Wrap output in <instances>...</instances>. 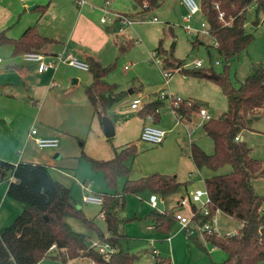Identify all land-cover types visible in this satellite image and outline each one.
Instances as JSON below:
<instances>
[{
  "label": "trees",
  "instance_id": "1",
  "mask_svg": "<svg viewBox=\"0 0 264 264\" xmlns=\"http://www.w3.org/2000/svg\"><path fill=\"white\" fill-rule=\"evenodd\" d=\"M133 1L140 8V13L160 6L159 0ZM199 2L209 33L215 38V46L229 63L252 43L254 35L246 30L247 10L256 4V13L264 12V0ZM38 8L42 11L46 9L44 6ZM53 41L42 35L37 25L28 27L18 38L9 37L5 30L0 32V44L13 45V55L43 49ZM117 45L121 52H125L134 45V40L129 39L127 44L117 41ZM157 52L167 54L163 40H160ZM164 61L165 66L173 71L179 70L195 77H210L206 69H186L182 59L166 58ZM88 63L94 81L86 87V94L102 120L111 106L125 98L126 91L119 90L117 83H109L105 79L114 70L116 62L102 65L89 57ZM212 78L227 96L228 110L203 124L205 132L213 139L214 152L209 154L192 142L190 156L198 168L207 167L216 171L228 164L232 166L230 173L207 177L205 186L212 198L213 208H220L224 214L234 217L241 227L237 233H215L207 240L226 252L227 258L220 264H264V213L261 210L264 195L256 193L253 185L254 176L264 173V160L253 156L246 142L236 140L246 127V121L264 108V63L254 65L253 72L238 87L230 79L228 66ZM162 106L163 99L157 98L143 105L139 115L146 118L151 114L157 122L161 119L159 109ZM173 108L183 119L191 118L205 107L198 101L187 105V100L182 99L180 105ZM138 152V146L130 144L116 149L111 159L86 156L93 168L104 174L108 187L116 191L103 195L101 212L104 213L106 231L76 206L71 189L54 179L47 166L33 162L12 164L0 159V177L14 176L9 182L7 195L24 206L11 225L0 229V264H36L50 255L49 249L53 244L57 246L56 257L64 264L80 257L94 258L90 248L91 237L75 231L68 218L82 221L97 232L102 242L109 243L113 248L109 260L103 256L94 258L97 264H135L136 258L122 245V239L130 235L121 231V225L129 219L118 215V207L125 205L127 194L150 192L166 198L186 187V183L179 181L174 174L153 172L138 179L129 178L131 167L128 161ZM120 178L125 179L122 193L117 188ZM179 207L177 204L163 211L152 209L147 216L153 222L154 230L170 234L177 223L175 213ZM190 239L203 247L198 237Z\"/></svg>",
  "mask_w": 264,
  "mask_h": 264
},
{
  "label": "rangeland",
  "instance_id": "2",
  "mask_svg": "<svg viewBox=\"0 0 264 264\" xmlns=\"http://www.w3.org/2000/svg\"><path fill=\"white\" fill-rule=\"evenodd\" d=\"M36 1L45 4L49 0ZM58 1L59 7H56L52 11L49 9L41 18V24L46 29L53 30L55 24L61 21V19L64 23L70 24L73 22L68 16L66 7L69 5V2L76 8L78 7L77 4L73 0ZM34 2L35 0L29 2L22 0L0 1V30L6 28H2L1 24L9 17V10L13 12L19 10L20 17L24 19V14L31 12L29 6L37 4ZM55 2L56 0H53L51 5ZM159 2L161 3L159 7L147 12L139 13L135 11V14L131 16L136 22L133 25H124L122 30L119 25L107 23L111 27L113 35L111 49L109 50L110 54L105 65L116 62V66L107 75L106 80L109 83L120 84L119 90L126 91V98L115 106V110L116 113H120L122 116L134 118H132L133 120L127 126V130L124 133L126 140L135 142L139 149V152L128 161L131 167L129 176L131 179H138L158 170H170L171 166H175L176 169L180 170L182 175L188 174L190 165H192L189 158L190 142L192 140H195L205 151L211 148V152H214L213 139L207 135L202 125H197L195 121H191L189 118H183V121L186 122L176 125L177 120L173 116L170 108L171 96H180L184 100L198 101L204 107L206 106L205 108L211 117H219L228 110L227 96L213 78L195 77L179 70L173 71L170 67L165 66L164 60L166 58H169V60L182 59L185 62L184 67L186 69H206L210 74L214 73L216 75L223 72L225 67L228 66L230 79L236 87L240 86L253 72L254 65L264 63L263 12L258 13L257 16L253 7L247 11V30L254 35V39L246 51H242L239 57L227 63L219 54L215 46V40L210 34L189 32L186 29V22L184 21L186 7L182 1V3H180V0H159ZM133 9L135 10L136 8ZM161 11H165V13L163 14ZM38 15L40 16L39 13ZM154 17H157L158 21H155ZM257 18L261 20L258 23ZM99 19V14L98 16H92L91 22L93 24L97 22L98 24V22L100 23ZM13 21L17 22V18L11 21L10 24L12 26ZM253 21L256 23H253ZM202 22H205L204 15L199 11L193 16L191 26L195 30H202ZM7 33L11 37H17L10 35V32ZM115 34H125L124 38L119 40V42L125 44L128 43L129 39L133 38L134 45L129 50L121 52L117 48V45H115ZM98 35L99 32L94 27L86 33L89 48L95 45L94 42H96L95 39ZM198 38L204 39L205 42L194 44L193 42ZM160 40H163L164 47L167 49L166 55H161L157 52ZM11 48L9 44L0 45V58L2 59L0 69H5L10 61L23 60L22 56L13 58ZM156 55L160 59V62H156L154 58ZM77 57L83 59L82 55H77ZM198 60L202 61V66L197 68L195 63ZM217 60L220 61V64H216ZM126 65L129 66L128 69H126ZM73 69L75 72L89 73L85 70ZM170 70L173 74L166 78L165 71ZM4 75H7V72ZM162 90L169 92V96L163 99V106L160 108L162 111L160 113V122L165 121V124H159V122L157 125L163 128L174 127L171 132H167L164 146L162 142L153 144L139 139V128L142 122L138 126L133 123V121L138 122V119L141 118L138 114L139 108H131V103L134 98H140L143 104H146L150 100L157 99L158 94ZM198 113L200 116V112H197V114L195 112L194 114L198 115ZM246 122L260 129V132H256L248 137L247 141L253 147L255 157L264 159V108ZM245 134L250 135L249 132ZM114 140L122 142L121 135L114 136L110 140V143ZM179 167L181 168L179 169ZM228 167L231 166L228 165L226 168ZM192 169L197 171V168ZM124 180V178H120L117 186L120 193L123 192ZM260 182L257 190L258 192H264V177ZM198 186H203V183L198 181ZM106 188L109 190V193L116 192L110 189L107 184ZM148 197L147 192H142L139 195L127 194L125 197V207H120L118 211L120 217H127L129 219L128 221L122 222L121 225V231L130 235L129 238L122 239V245L136 258L135 264H155L157 260H161L153 252L154 244L152 245L147 241V237L155 238L156 236L157 238L159 236L155 231L147 228V225L151 222V219L147 215L153 208L148 203ZM76 205L80 207L79 204ZM102 206L94 204L86 205L92 217L99 214V208L101 209ZM160 209H164L162 205H159L158 210ZM83 211L89 217L84 209ZM96 221L100 223V228L106 231L104 229L106 227V221L104 218H101V215L96 217ZM68 222L75 231L93 237L94 241L97 240V232L91 230L82 221L76 218H70ZM239 225L240 222L238 220L227 217L224 223L225 228H220V230L227 233L229 230L233 232ZM171 234L172 238H175L174 240L165 241L163 237H161L163 241L157 240V246L162 252L160 254L163 257H171L170 261H168L169 264H220L227 258L226 252L221 248H213L212 244H208L209 251H206V249H203L194 240L189 239L186 234H179L178 229H175ZM56 255L57 252L54 254L50 253L47 256L46 263H50L51 261L60 264L63 263ZM91 262L92 257L85 256L76 260L74 264H93Z\"/></svg>",
  "mask_w": 264,
  "mask_h": 264
},
{
  "label": "crops",
  "instance_id": "3",
  "mask_svg": "<svg viewBox=\"0 0 264 264\" xmlns=\"http://www.w3.org/2000/svg\"><path fill=\"white\" fill-rule=\"evenodd\" d=\"M52 1L53 0H49L47 3L41 4V2L35 0L34 3L37 4L29 6L31 12L29 14H24V19L20 17L19 10L17 12L16 10L15 12L9 10V17L1 24L2 28L6 27L3 30L6 31L7 35V32H10V35L17 36L11 37L8 35L9 37L18 38L28 27L37 25L42 35L54 39L52 43H49L43 49H40V51H43L48 55H53L66 49L76 56L82 55L83 59L81 60L88 62V58L93 57L102 65H105V62L107 61L110 54L109 50L111 49L113 32L111 27L107 23L101 22L103 12L99 8L90 9L88 6H84V8L77 7V9L69 2V5L66 8L68 16L73 20V22L70 24L66 22L64 23V21L61 19V21L55 24L53 30L46 29L41 24V18L46 12L49 11V9L50 11H52L56 7H59L58 0H56V2L51 5ZM105 1L106 0H92V2L96 6H102ZM108 1H110L108 8L110 11H112V13L128 15L134 21V23L136 22V20H134L131 15H134L135 11L140 13V8L133 0ZM181 1L182 0H180V3H182ZM40 6H44L46 7V9L42 11L38 8ZM252 7L255 9L256 4L250 6L247 11H249V9H251ZM133 8L136 9L134 10ZM37 12L40 14V16ZM161 12L163 14L165 13V11ZM98 14L100 15V23L98 22L97 24L96 22V24H93L91 22L92 16H98ZM16 18L17 22L13 21L14 23L12 26L10 23L13 19ZM256 20L257 23L261 21L259 18H257ZM255 21H253V23H256ZM111 24L119 25L121 30L124 26L117 22ZM92 26L99 32V35L95 39V45L89 48L90 46H88V42L86 40V33L89 32V29H93ZM3 30H0V32ZM115 35L116 38L114 39V41L115 45H117V41L124 38L125 34ZM196 41L198 43L205 42L202 38H198L196 39ZM11 47V54L13 58L22 56V53L19 55H13V45H11ZM239 56L240 54H238L235 58ZM1 62L2 59L0 63ZM37 66L38 65L36 62L25 61L23 59L10 61L5 69H0V159L12 164H18L19 162H33L47 166L50 169V172L54 179L60 181L65 186L71 189L74 202L75 204H79L80 207H78L77 205L76 206L78 208L84 209L87 215L91 218L92 214L88 211L86 205L94 203L85 202L83 200V196L86 194H95L103 197L105 193H109V190L106 188L107 183L104 179V174L99 170H95L86 156H90L95 159L107 160L111 159L114 156L116 149H121L125 147V145L128 146L130 144H136L135 142L126 140L124 133L127 130V126L130 125L131 121L134 118H127L125 116H122L120 113H116L115 106L120 101L111 106L107 110V113L105 115H107L112 120L115 133L113 136L108 137L103 128L102 120L98 118L94 107L86 94V87L94 81L92 72L90 70L88 71L89 73H79L80 71L75 72L73 69L75 67L65 63L60 64L56 70L51 69L45 72H39ZM5 72H7V75H4ZM118 85L120 89V84ZM157 98L159 97L157 96ZM135 99L140 98H134L133 101ZM143 105L145 104H143V101L141 100L139 110L143 107ZM170 108L173 116L177 120L176 125L182 122H186L183 121V119L175 113L172 102ZM159 112H162L161 109ZM140 117L141 118L138 119V122L133 121V123L138 126L142 122L139 128V139L142 140V129L144 125L150 123V121L148 119V116L146 118L142 116ZM197 118H200L202 120L199 121L197 120ZM189 119L191 121H195L197 125L202 126L206 121V119H204L201 115L199 116V113L198 115H192V117ZM160 120L156 122L153 119V124L157 125ZM159 124H165V121H161ZM32 128H37L38 135L40 136L58 138V146L39 147L35 142L34 137L31 135ZM173 128L174 127L163 128L166 131L165 138L167 136V132H171ZM246 132H249L250 135L245 134ZM256 132H260V129L254 127L253 124L246 122V127L239 134L240 140L246 142V144L251 148L253 156H255L253 147L248 143L247 139ZM118 135H121L122 142H117V140H114L112 141V143H110V140H112L114 136L117 137ZM165 138L162 141L163 146L165 145ZM192 142L196 141L192 140L190 144ZM205 152H210L209 154L213 153L211 152V148H208ZM189 158L192 165H190L188 174L182 175L180 173V170L176 169L175 166H171L170 170H161L162 172L160 170L157 171L163 174H174L177 176L179 181L186 183V187L182 188L180 192L176 194H173L166 198L158 195L160 198L164 199L165 203L163 204L160 201V205H162L165 209L176 206L179 199L185 196L189 191L205 186V179L207 177L230 173L233 169L229 164L228 165L231 167L226 168L228 165H225L226 167L224 166L216 171L207 167L198 168L190 155ZM259 158L264 160L261 157ZM180 168L181 167H179V169ZM192 168H197V171H194ZM11 175L12 174H9L4 179L0 177V229L11 225L16 217L24 209L22 203L11 199L7 195L10 182L9 178L11 177ZM263 177L264 173L257 174L253 178L255 191L260 195H264V192H258L257 187L258 185H260V180ZM197 180L201 181L203 183V186H198ZM147 194L150 196L153 193L147 192ZM166 203L168 204V206ZM120 207L124 208L125 205H120L117 211H119ZM178 209L185 210L184 208ZM101 210L102 208H99L98 215H101V218H104V213L101 212ZM98 215H94L92 219H94V221L99 225L100 223L96 221V217ZM227 217L235 219L232 216L221 213L219 216L218 226L220 233H227L220 230V228H225L224 223ZM69 219L70 218H68V221ZM240 227L241 224L237 229H235V231H237ZM147 228L149 230L155 231V233L159 235V238H156V236L155 238L147 237V241H149L152 245L154 244L153 252L155 253V256L161 258V260H157L155 264H169L168 261H170L171 257H163L160 254L162 252L157 246V240L163 241L161 237H163L165 241L174 240L175 238H172V234L163 235L160 232L154 230V224L152 221L147 225ZM104 229L107 230V225ZM175 229H178L179 234H185L178 223H176L172 232ZM230 231L231 230H229L228 233L235 232ZM198 238V241L201 243V245H203L202 248L206 249V251H209L207 245L211 243L208 242L207 238ZM93 240L94 238L91 237V241ZM97 240L100 239L97 238ZM213 248L217 247L213 246ZM56 252L58 251L53 250L49 253L54 254ZM47 258L48 257L44 258L36 264H60L53 261H51L50 263H46ZM81 258L83 257H80L78 259ZM78 259L72 260L66 264H74ZM92 262H95V264H97L94 258H92Z\"/></svg>",
  "mask_w": 264,
  "mask_h": 264
},
{
  "label": "built area",
  "instance_id": "4",
  "mask_svg": "<svg viewBox=\"0 0 264 264\" xmlns=\"http://www.w3.org/2000/svg\"><path fill=\"white\" fill-rule=\"evenodd\" d=\"M24 2H29L31 0H22ZM78 7L82 8L84 6H88L90 9L99 8L103 12V16L101 17L102 23H120L121 25H132L134 21L125 14H118L112 13L109 10L110 1L106 0L102 6H96L92 0H74ZM183 4L186 7V15L184 17V21L186 22V29L189 32H203L209 33L208 24L206 22H202V30H195L191 26V22L193 16L201 11L200 2L198 0H182ZM155 21L158 19L155 17ZM22 58L25 61H32L37 63V69L39 72H45L48 70H56L60 64H69L75 68L89 71L90 65L87 61L79 59L76 55L71 53L70 51L64 49L61 52H58L53 55H48L47 53L36 50V51H26L22 53ZM156 62H160V59L156 55L155 57ZM1 61V58H0ZM216 64H220V61H216ZM195 66L201 67L202 61L198 60L195 63ZM129 66L126 65V68ZM173 72L165 71V76L168 78L171 76ZM169 96V92L167 91H160L158 97L161 99L166 98ZM183 98L180 96L174 97L171 96V102L174 106H179L180 101ZM193 101L187 100V105H191ZM141 105V99H135L131 106L132 108H139ZM200 115L208 120L211 116L207 113L205 109L200 111ZM148 119L150 123L145 124L142 132H141V139L145 142L158 144L161 143L166 135V131L153 124V115H148ZM31 135L34 137L35 142L39 147H56L59 144V140L56 137H44L38 135L37 128L31 129ZM236 140H240V136L236 137ZM10 181L14 179V176L11 175L9 178ZM83 200L88 203H94L98 205H103L104 199L102 196L95 195V194H86L83 196ZM160 201L164 204V199L160 198L157 194H151L149 196V203L153 207V209H158L160 205ZM180 207L184 208L185 210L178 209L175 213L177 223L181 227V229L185 232L188 238L190 237H203L207 238L215 233L222 234L219 232V216L222 212L220 208H213L214 204L212 202V198L208 189L203 186L199 188H195L189 191L185 196L181 197L177 203ZM164 209H160L163 211ZM262 212L264 213V207H262ZM103 215V214H102ZM238 231V230H237ZM233 233H226V234H234ZM90 248L92 251H97L103 256L106 260L110 259V255L113 251V248L110 246L109 243L102 242L101 240L91 241ZM57 250V246L53 244L49 252ZM95 264V262H93Z\"/></svg>",
  "mask_w": 264,
  "mask_h": 264
},
{
  "label": "water",
  "instance_id": "5",
  "mask_svg": "<svg viewBox=\"0 0 264 264\" xmlns=\"http://www.w3.org/2000/svg\"><path fill=\"white\" fill-rule=\"evenodd\" d=\"M210 77H215V74L214 73L210 74ZM197 120L201 121L202 119L197 118ZM102 124H103V128L105 130L106 135L108 137L113 136L115 133L114 124H113L112 120L107 115H104L102 117ZM91 254L94 258H97V259H99L101 257V254L97 251H92Z\"/></svg>",
  "mask_w": 264,
  "mask_h": 264
}]
</instances>
